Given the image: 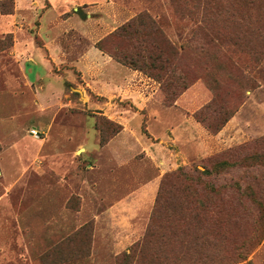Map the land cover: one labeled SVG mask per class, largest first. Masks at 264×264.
I'll list each match as a JSON object with an SVG mask.
<instances>
[{
  "label": "rangeland",
  "instance_id": "374dc122",
  "mask_svg": "<svg viewBox=\"0 0 264 264\" xmlns=\"http://www.w3.org/2000/svg\"><path fill=\"white\" fill-rule=\"evenodd\" d=\"M141 13L189 87L138 105L77 62ZM175 184L227 221L223 264H264V0H0V264H119Z\"/></svg>",
  "mask_w": 264,
  "mask_h": 264
},
{
  "label": "trees",
  "instance_id": "16d2710c",
  "mask_svg": "<svg viewBox=\"0 0 264 264\" xmlns=\"http://www.w3.org/2000/svg\"><path fill=\"white\" fill-rule=\"evenodd\" d=\"M158 26L151 15L141 13L121 26V34L120 31L113 32L104 41L112 44L116 37L136 35L132 52L109 48L102 41L98 42V46L109 51L120 63L156 79L165 93V100H168L171 98L169 89L172 85L178 95L184 93L189 86H181L184 84L183 75L176 78V48L171 42L168 43L169 46L164 45L167 37L163 36ZM152 37L161 41L150 39ZM200 120L213 128L211 123ZM182 186L180 188L178 184L173 185L185 196L179 202L170 201L166 197L165 187L161 188L144 237L133 246L131 252L120 257L119 264H223L224 259L231 260L230 257L236 255L222 251L220 239L227 236L223 232V226L227 222L225 218L210 213L211 205L190 194L191 187L188 184ZM263 234L264 229L257 236ZM227 239L226 237L225 240Z\"/></svg>",
  "mask_w": 264,
  "mask_h": 264
},
{
  "label": "crops",
  "instance_id": "0c3cea01",
  "mask_svg": "<svg viewBox=\"0 0 264 264\" xmlns=\"http://www.w3.org/2000/svg\"><path fill=\"white\" fill-rule=\"evenodd\" d=\"M97 31L93 37L99 36ZM85 80L91 84L100 95L110 97L111 94L124 95L122 99H131L138 105L147 104L149 99H155L158 83L151 77L139 71L132 70L115 61L111 56L92 48L82 56L77 63ZM51 66H48V74H51ZM95 73V76L92 74ZM59 77L60 75L57 74ZM39 78V77H38ZM55 78V77H54Z\"/></svg>",
  "mask_w": 264,
  "mask_h": 264
}]
</instances>
